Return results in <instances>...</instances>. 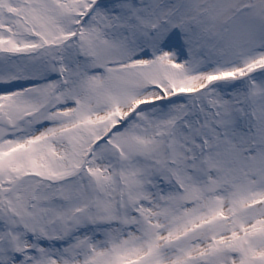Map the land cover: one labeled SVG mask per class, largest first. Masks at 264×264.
Segmentation results:
<instances>
[{"label":"snow or ice","instance_id":"6c2138e0","mask_svg":"<svg viewBox=\"0 0 264 264\" xmlns=\"http://www.w3.org/2000/svg\"><path fill=\"white\" fill-rule=\"evenodd\" d=\"M0 264H264V0H0Z\"/></svg>","mask_w":264,"mask_h":264}]
</instances>
